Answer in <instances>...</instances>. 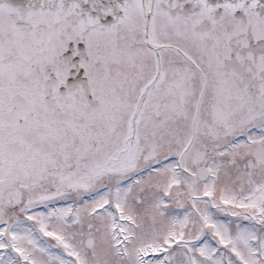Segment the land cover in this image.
<instances>
[{
	"label": "snow or ice",
	"instance_id": "6c2138e0",
	"mask_svg": "<svg viewBox=\"0 0 264 264\" xmlns=\"http://www.w3.org/2000/svg\"><path fill=\"white\" fill-rule=\"evenodd\" d=\"M0 264H264V0H0Z\"/></svg>",
	"mask_w": 264,
	"mask_h": 264
}]
</instances>
